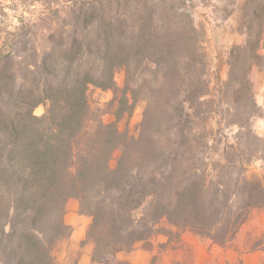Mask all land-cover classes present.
I'll return each mask as SVG.
<instances>
[{
  "label": "trees",
  "instance_id": "obj_1",
  "mask_svg": "<svg viewBox=\"0 0 264 264\" xmlns=\"http://www.w3.org/2000/svg\"><path fill=\"white\" fill-rule=\"evenodd\" d=\"M64 1L71 34L27 56L0 55V264H57L71 199L91 218L93 264H131L120 256L158 234L178 241L190 231L228 246L264 208V178L250 171L264 162V138L241 128L245 142L226 145L210 170L206 151L219 145L197 123L208 90L201 34L186 11L193 0ZM91 86L113 91L114 121L92 116ZM141 100V137L125 139L118 122Z\"/></svg>",
  "mask_w": 264,
  "mask_h": 264
},
{
  "label": "rangeland",
  "instance_id": "obj_2",
  "mask_svg": "<svg viewBox=\"0 0 264 264\" xmlns=\"http://www.w3.org/2000/svg\"><path fill=\"white\" fill-rule=\"evenodd\" d=\"M72 10V3L64 0H0V55L17 52L27 56L33 45L47 50L50 36L57 38L62 32L71 34L68 24ZM186 11L201 34L202 73L208 90L202 105L206 117L197 123L213 130L209 135L210 145H219L218 150L206 151L211 170L213 164L222 159L226 145L236 144L241 139L245 142V131L241 128L249 126L255 136L264 138V0H193ZM40 17L46 19L35 21ZM23 31L28 33L26 39L20 36ZM20 74L23 71L20 70ZM125 78L123 70L115 75L118 87H124ZM113 96L111 90L91 86L88 104L92 116L105 123L114 121L110 106ZM146 107V101H139L133 115L118 122L125 139L141 137ZM45 112L43 104L35 109L37 116ZM121 153L122 149H117L112 155L111 169H116ZM250 171L264 178V162L254 161ZM78 209L79 202L75 199L66 205L65 218L72 233L54 249L57 264H93L94 245L86 240L91 218L80 216ZM87 218L90 221L84 222ZM73 231L78 232L74 238ZM81 233H84L82 238ZM159 238L167 241L157 244ZM175 243L174 238L158 234L138 243L136 248L151 250L155 246L165 248ZM128 256L121 255L120 259H128ZM85 260L90 261L84 263Z\"/></svg>",
  "mask_w": 264,
  "mask_h": 264
},
{
  "label": "crops",
  "instance_id": "obj_3",
  "mask_svg": "<svg viewBox=\"0 0 264 264\" xmlns=\"http://www.w3.org/2000/svg\"><path fill=\"white\" fill-rule=\"evenodd\" d=\"M87 219L84 222L90 221ZM77 233L73 231V238ZM83 236L81 233L80 237ZM166 241L159 238L157 244ZM128 259L131 264H264V208L252 211L249 220L226 247L186 231L175 244L165 248L155 246L151 250L136 248Z\"/></svg>",
  "mask_w": 264,
  "mask_h": 264
}]
</instances>
